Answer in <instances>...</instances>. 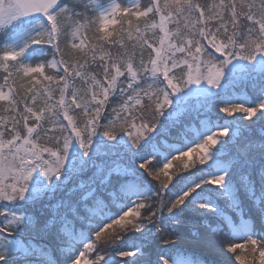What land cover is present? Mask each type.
Masks as SVG:
<instances>
[{
    "label": "snow or ice",
    "instance_id": "obj_1",
    "mask_svg": "<svg viewBox=\"0 0 264 264\" xmlns=\"http://www.w3.org/2000/svg\"><path fill=\"white\" fill-rule=\"evenodd\" d=\"M0 264H264V0H0Z\"/></svg>",
    "mask_w": 264,
    "mask_h": 264
},
{
    "label": "trees",
    "instance_id": "obj_2",
    "mask_svg": "<svg viewBox=\"0 0 264 264\" xmlns=\"http://www.w3.org/2000/svg\"><path fill=\"white\" fill-rule=\"evenodd\" d=\"M67 3H69V5L71 6L72 3L75 2V0H66ZM125 3L129 2V0H124ZM144 2L146 3L147 0H144ZM202 2H204V0H202ZM208 2H211V0H208ZM79 10V9H77ZM219 55V54H217ZM26 60H32V59H35V57H32L28 54H26V56L24 57ZM246 91H248L249 94H251V90L250 89H247ZM196 124V120H195V117H193V120L191 121L189 127H194ZM198 158H199V154L198 153H192L190 156L186 157L185 158V162H187L189 165H195V164H198ZM162 166V165H161ZM177 170H179V173H183L185 171H188V170H191L190 169H187L185 170L184 167H183V163L179 160H175V161H172V167L169 169V173L172 174V175H175L177 174ZM161 179H164V177L162 176ZM242 200H245L246 202V197L244 196L243 192L241 193V197H240ZM221 207L224 208V210L226 212H228L230 210V205L227 203V202H224L222 201L221 202ZM209 222L212 224V226L214 227L215 226V223H214V218H209ZM193 223H196L197 224V227H200L201 230H203V228L201 227L200 223L198 222V218L194 219L193 220ZM129 236L133 237V239L135 238L134 234H129ZM190 255H193V256H200L201 258H207L209 260L212 259V257L210 255H208L203 249L195 246V245H190Z\"/></svg>",
    "mask_w": 264,
    "mask_h": 264
}]
</instances>
